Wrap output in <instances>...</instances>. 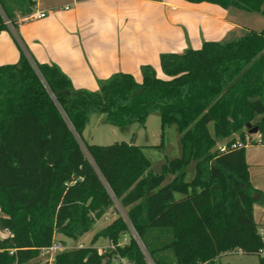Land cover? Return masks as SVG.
Masks as SVG:
<instances>
[{"label":"trees","instance_id":"1","mask_svg":"<svg viewBox=\"0 0 264 264\" xmlns=\"http://www.w3.org/2000/svg\"><path fill=\"white\" fill-rule=\"evenodd\" d=\"M187 1L264 15V0ZM35 2L0 0L6 14L0 31L7 20L17 28V13H30ZM160 62L164 77L147 64L140 81L116 72L98 91L76 89L59 65L31 60L23 50L18 62L0 65V227L12 234L0 239V264L34 259L55 233L80 238L118 204L157 264H217L235 251L264 264V235L254 217L264 193L252 184L246 147H218L236 134L229 145L245 142L249 123L261 140L252 144H264V28L163 53ZM101 113L121 130L145 127L157 113L163 128L178 127L182 155L167 159L160 172L135 143H86L88 156L80 139ZM129 231L119 215L94 240L117 241ZM92 246L60 253L56 264H110ZM121 252L132 264H147L133 237Z\"/></svg>","mask_w":264,"mask_h":264},{"label":"crops","instance_id":"2","mask_svg":"<svg viewBox=\"0 0 264 264\" xmlns=\"http://www.w3.org/2000/svg\"><path fill=\"white\" fill-rule=\"evenodd\" d=\"M36 11L48 14L28 18ZM237 19L230 8L209 2L36 0L30 13H17V28L8 25L0 31V65L18 62L23 50L31 60L59 65L76 89L98 91L116 72L140 81L141 67L147 64L164 77L161 54L199 49L206 40L221 41L240 30ZM259 22L263 27L264 19ZM246 158L252 184L264 193V161L253 160L250 152ZM254 217L264 235L263 204L255 203ZM234 253L243 254L229 252L219 260Z\"/></svg>","mask_w":264,"mask_h":264},{"label":"rangeland","instance_id":"3","mask_svg":"<svg viewBox=\"0 0 264 264\" xmlns=\"http://www.w3.org/2000/svg\"><path fill=\"white\" fill-rule=\"evenodd\" d=\"M232 12L236 14L238 18V24L240 30L221 39V41H231L235 38L242 36L246 32V27L255 28L257 31H261L263 27H259L261 19H264V15L260 12H248L244 10H239L235 7L230 8ZM0 13L3 17H6V14L0 5ZM209 129L214 135V126L210 124ZM237 136L236 134L232 137ZM253 138L257 137V134L252 136ZM225 138L219 141V145H222ZM81 144L88 156L89 152L86 147L88 144H98V145H111L116 142L126 141L128 143H135L140 145L143 149L144 154L148 158L151 164V168L154 172H160L162 165L166 162L167 159H171L177 156L182 155V141L181 134L176 125L162 127L160 116L157 113L149 115L145 127L140 126L139 124H133L128 130H121L118 127H115L105 120V114H95L93 115L90 124L87 126L84 134L83 140L80 139ZM250 152L253 156V160L264 161V146L260 143L258 144H249L246 146V156ZM260 167V166H259ZM196 172V162L190 163L186 170V180L192 181ZM173 176L169 175L166 178L165 183H168L172 180ZM177 196H181L177 194ZM124 209L118 204V208H112L108 213L100 219L94 227L81 236L78 239L70 238L62 234H58V238L62 241L68 243L72 246H77L80 243H83L87 246H101L107 243L108 239L104 236L99 237L94 240L95 235L113 220H115L119 215H122ZM0 237L4 234L3 229L0 227ZM24 264H42L40 256L38 255L34 259L24 263ZM217 264H260L259 256L257 255H247V254H229L228 256L224 255Z\"/></svg>","mask_w":264,"mask_h":264},{"label":"built area","instance_id":"4","mask_svg":"<svg viewBox=\"0 0 264 264\" xmlns=\"http://www.w3.org/2000/svg\"><path fill=\"white\" fill-rule=\"evenodd\" d=\"M68 8V7H66ZM47 11H36L33 12L29 15L28 18L30 19H38V18H44L47 16ZM6 23L10 26H12V23L10 21H6ZM254 134H251L250 132L246 135V141L242 142V141H235L232 142L230 145L228 143L219 145V149L221 151H227L229 148H235V147H246L249 144H252L253 140H257L258 142H261L259 135L257 133V137L253 138ZM122 216L125 218V220L128 223L129 226V233H126L124 235H122L119 240L115 241L111 238H107L108 241L106 244L101 245V246H92L95 249H97L98 253L100 255H106V261H109L110 264H132L131 260L124 255L121 252V249L124 248L131 240V238H135L137 243L139 244L142 252L145 255L147 264H157L155 262V260L151 257L150 253L148 252L146 246L144 245L143 241L141 240V238L139 237V235L137 234L135 228L133 227V225L130 223L125 211L122 212ZM1 230V229H0ZM4 234L2 235V237H0V239H5L9 236H11V232L9 229H3ZM90 246H87L83 243H80L77 246H72L69 245L68 243L62 241L60 238H58V234L55 233L52 239L51 244L41 247L40 249V259L42 261V264H56L57 262V256L67 250H72V249H79V248H87ZM15 251V249H10V254H13Z\"/></svg>","mask_w":264,"mask_h":264},{"label":"water","instance_id":"5","mask_svg":"<svg viewBox=\"0 0 264 264\" xmlns=\"http://www.w3.org/2000/svg\"><path fill=\"white\" fill-rule=\"evenodd\" d=\"M247 127L250 128L249 132H250L251 134H257L258 131H259L258 126L252 127V124H251V123H249V124L247 125ZM254 196H255V198L257 199L259 195H258V194H255Z\"/></svg>","mask_w":264,"mask_h":264}]
</instances>
